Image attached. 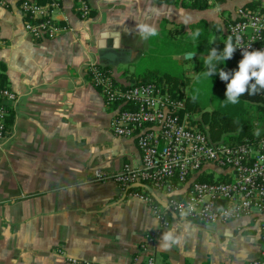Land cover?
I'll list each match as a JSON object with an SVG mask.
<instances>
[{"label": "crops", "instance_id": "0c3cea01", "mask_svg": "<svg viewBox=\"0 0 264 264\" xmlns=\"http://www.w3.org/2000/svg\"><path fill=\"white\" fill-rule=\"evenodd\" d=\"M58 1L59 23L69 30L35 40L24 33L18 0H0L1 85L17 97L0 140V264H143L148 256L153 264H264V214L205 224L165 208L161 224L150 203L109 178L125 162L137 167L139 155L133 139L111 133L112 112L85 71L96 62L128 83L167 74L183 60V75L199 73L206 68L197 69V58L206 55L190 45L173 51V36L194 41L191 25L210 29L224 11L247 3L264 9V0H87L85 19L73 0ZM211 34V43L219 40ZM246 105L251 134L264 135V100L262 108ZM187 112L209 138L206 124ZM165 233L176 241L167 248Z\"/></svg>", "mask_w": 264, "mask_h": 264}, {"label": "built area", "instance_id": "2783aa9c", "mask_svg": "<svg viewBox=\"0 0 264 264\" xmlns=\"http://www.w3.org/2000/svg\"><path fill=\"white\" fill-rule=\"evenodd\" d=\"M73 1L78 15L86 18L88 1ZM171 1L206 4L213 0ZM18 8L24 33L32 39L52 38L69 30L59 23L58 0H18ZM223 32L237 48L232 57L243 58V51L264 50V12L237 6L223 24ZM85 71L112 112L108 122L111 133L133 139L139 155L137 167L125 162L109 178L122 191L150 203L161 224L166 223L165 207L153 204L150 192L175 214L205 224L264 214V135L235 145L211 141L192 124L179 94L163 84L119 82L96 62H89ZM16 99L11 89L0 85V140L7 136L8 106ZM215 169L224 170L228 177L199 179ZM94 175L98 180L108 178L97 171ZM135 183L146 187H131ZM260 238L264 248V223ZM143 264H153L152 257Z\"/></svg>", "mask_w": 264, "mask_h": 264}, {"label": "trees", "instance_id": "16d2710c", "mask_svg": "<svg viewBox=\"0 0 264 264\" xmlns=\"http://www.w3.org/2000/svg\"><path fill=\"white\" fill-rule=\"evenodd\" d=\"M225 1L226 0H214L216 4H222ZM192 3L196 4V6L204 5L199 2H192ZM249 8L252 9L251 7ZM225 21L226 19L223 18L221 24L213 23L210 29L207 28L204 22L200 21V22L195 23L193 27L191 28L192 32L195 35H197V39L192 41V43L190 42V46H191L190 49L196 52L205 54L206 57L203 62H205L206 58L211 53L212 49L215 48L217 49L218 52H222L225 47V44L229 41V39L226 38L223 32V24L225 23ZM202 30L204 31L208 30L209 33L219 34L220 38L217 41V43L215 44L211 43L207 38V33H203ZM242 59H243L242 57H232L231 59L226 60L224 62L216 61L215 59H213L211 63L214 65L219 64L220 69L231 73L233 71H238V63ZM179 78L180 77L173 76L170 73L158 74V75L153 73L149 75V77L146 80L143 79V80H135V81L136 82H154L156 84H164V86L166 87L168 91L170 92L174 91L175 92L174 94H177L178 93L177 90L175 91L174 87L172 86H175L178 84L177 82L179 81ZM2 79L3 77L0 74V85H1ZM212 87H213L214 92L220 94V95L218 94L217 99L219 100V103H220L219 106L222 109H224L223 111L225 113H224V116L215 115L214 109L212 110L210 114H208V112H205V111L201 113L200 120L202 123H205L207 126V132L209 134V139L211 141L222 140L223 143H226L229 145H235V144H241L245 142H253L257 138H259V137H254V135H252L250 132L251 127L247 119L245 118V114H246L247 108L252 107V105H246V103L247 101H252L255 104L254 108H262L261 103H263V100H264V90H259L257 94L255 95H249L245 93L239 98V103L231 104V103L224 102L225 100L224 93L227 88V82L222 81L220 79L218 72L215 75V79L213 81ZM178 97H181V96L178 95ZM183 101H184L185 111L193 112V111L203 109V107H199L196 104L194 98H189L188 96H185ZM244 105H245L244 110H243V113L245 112L244 114H240L236 117H234L235 115L233 114L232 115L229 114V116L228 115L226 116V114H228L227 111H234L236 113V108H239L240 110H242ZM232 106H236V107H232ZM200 176H199V179H202V180L207 179L208 181L211 180V177L208 178V176L206 175H202L203 176L202 178ZM219 179L225 180V178L222 176L219 177Z\"/></svg>", "mask_w": 264, "mask_h": 264}, {"label": "clouds", "instance_id": "9594fccd", "mask_svg": "<svg viewBox=\"0 0 264 264\" xmlns=\"http://www.w3.org/2000/svg\"><path fill=\"white\" fill-rule=\"evenodd\" d=\"M236 49L229 38L222 52H218L215 48L212 49L204 65L209 78L218 72L220 79L227 82L224 102L231 104L239 103V98L245 93L255 95L259 90H264V50L243 51V59L238 63V71L231 73L220 69L219 64L211 63L213 59L222 62L231 59ZM169 241L176 242L171 233H165L162 237L161 246L169 247Z\"/></svg>", "mask_w": 264, "mask_h": 264}, {"label": "rangeland", "instance_id": "374dc122", "mask_svg": "<svg viewBox=\"0 0 264 264\" xmlns=\"http://www.w3.org/2000/svg\"><path fill=\"white\" fill-rule=\"evenodd\" d=\"M245 6L248 8L251 7L252 9L261 10L264 12V9L260 8L259 4H254V3L248 4L247 3V4H245ZM222 14H223L224 19L228 18V15L226 14L225 11ZM88 15H89V12H88ZM83 19H85V18H83ZM192 27H193V25L190 26V28H192ZM202 31H203V33H207V38H210L213 35V34L209 33L208 30L207 31L202 30ZM191 38H192V35H190V37H188V35H186V34L174 35L173 39H172V44H171L172 48H173L172 50L173 51H179L183 47H186V46L188 47L190 45V42L192 43V41H193V40H191ZM213 43L215 44V43H217V41H214ZM204 59L205 58H202V57L197 58V60L200 62V63H198L197 69L201 68V64L203 66L205 65V62H203ZM183 63H184L183 60L173 62V64H172L173 71H171L169 73L172 74L173 76H177L180 78H179V81L177 82L178 83L177 85H175V86L170 85V86L174 87V89H176V90H179V95L181 96V98L183 100H184L185 96H188L189 98H194L196 104L199 107H203V109L192 112L195 117L196 116L201 117V113L204 111L208 112V114H210L213 109H214L215 115H223L224 116V113H225L223 111L224 109H222L219 106L220 103H219V100L217 99L219 93L214 92L213 87H211L213 84V81L215 79L216 74L209 78L207 76V69L206 70L202 69L199 73H194V74L187 77V76L183 75V72H182L183 71V69H182ZM129 74H132L131 70L128 71V75ZM137 74L138 73H134V76L137 77L138 76ZM154 74H157V73L154 72ZM167 85H169V84H167ZM232 107H236V106H232ZM244 107H245V105L243 106L242 110H240L239 108H236V113L234 111H227L228 114H226V116L227 115L229 116V114L230 115L233 114V115H235L234 117H236L240 114H244L245 113V112L243 113ZM210 173L213 175H211ZM210 173H206L205 175L208 176V178L211 177V179H216V178L219 179V176L215 175L213 172H210ZM200 177L202 178L203 176H200ZM67 261L72 263V258H67Z\"/></svg>", "mask_w": 264, "mask_h": 264}, {"label": "water", "instance_id": "95a60500", "mask_svg": "<svg viewBox=\"0 0 264 264\" xmlns=\"http://www.w3.org/2000/svg\"><path fill=\"white\" fill-rule=\"evenodd\" d=\"M189 56H192V53H186L185 54V57H189ZM136 186H144V187H146L145 185H143V184H139V183H135V184H132L131 185V187H136ZM151 194H152V196L155 198V200L161 205V206H163V207H165L166 208V210H168L169 211V213H173V212H171V210L168 208V207H166V204H165V202H163L162 200H159L152 192H150Z\"/></svg>", "mask_w": 264, "mask_h": 264}]
</instances>
